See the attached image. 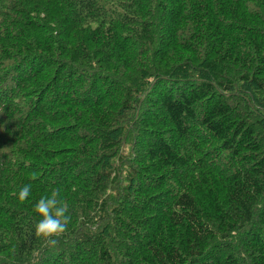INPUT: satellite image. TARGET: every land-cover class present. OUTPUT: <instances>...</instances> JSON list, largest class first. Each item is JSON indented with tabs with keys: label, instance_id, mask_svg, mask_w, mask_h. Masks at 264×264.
<instances>
[{
	"label": "trees",
	"instance_id": "1",
	"mask_svg": "<svg viewBox=\"0 0 264 264\" xmlns=\"http://www.w3.org/2000/svg\"><path fill=\"white\" fill-rule=\"evenodd\" d=\"M0 264H264V0H0Z\"/></svg>",
	"mask_w": 264,
	"mask_h": 264
},
{
	"label": "clouds",
	"instance_id": "2",
	"mask_svg": "<svg viewBox=\"0 0 264 264\" xmlns=\"http://www.w3.org/2000/svg\"><path fill=\"white\" fill-rule=\"evenodd\" d=\"M31 185H23L16 193L17 199L24 202L30 197ZM34 212L39 217L34 229L37 236L43 237L49 246H55L56 237L63 234L70 222L68 208L58 191L42 195L34 204Z\"/></svg>",
	"mask_w": 264,
	"mask_h": 264
}]
</instances>
